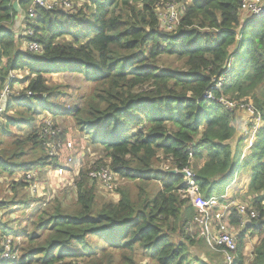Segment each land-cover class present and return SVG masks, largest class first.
Masks as SVG:
<instances>
[{
	"label": "trees",
	"instance_id": "trees-1",
	"mask_svg": "<svg viewBox=\"0 0 264 264\" xmlns=\"http://www.w3.org/2000/svg\"><path fill=\"white\" fill-rule=\"evenodd\" d=\"M84 1L75 13L38 8L28 25L33 34L21 36L14 24L31 1L0 0V91L7 84L11 90L0 117V178L23 173L14 186L29 193L37 178L30 181L27 173L59 166L44 152L48 138L41 116L70 117L105 151L118 178L137 183V193L121 188L118 202L98 206L88 170L76 183L73 211L43 210L30 194L0 202L3 215L29 208L39 214L34 232L18 231L0 217V255L10 237L11 252L17 253L0 264H109L117 252L136 264V251L155 264H225L218 252L222 260L209 262L190 253L196 240L187 230L197 212L186 195V177L171 171L191 169L201 193L213 197L244 168L252 173L248 192L259 214L245 230L260 238L247 259L245 234L238 236L235 264H264V14L243 13V0H180L179 23L167 32L157 8L170 0ZM26 42H38L42 52L24 49ZM163 58L181 67H161ZM23 71L22 80H10L12 72ZM55 75L94 84L91 103L62 105L64 92L48 80ZM222 78L216 99L252 101L263 121L243 163L251 134L243 136L233 125L238 111L205 97ZM161 157L170 168L157 167ZM152 182L161 188L151 196ZM231 223L239 224L235 215ZM176 235L187 242L174 240ZM12 236L28 247L20 252Z\"/></svg>",
	"mask_w": 264,
	"mask_h": 264
},
{
	"label": "rangeland",
	"instance_id": "rangeland-1",
	"mask_svg": "<svg viewBox=\"0 0 264 264\" xmlns=\"http://www.w3.org/2000/svg\"><path fill=\"white\" fill-rule=\"evenodd\" d=\"M72 1L74 2V4H76L78 8L77 10L83 8L86 3L84 0ZM182 2L183 1L180 0H170L169 2L164 1L160 3L159 7L157 8V11L160 14V16L158 15V17L160 22L162 23L161 29L163 31L173 32L176 29L180 19L179 15L181 12ZM28 28L30 27L24 25L20 27H14L16 32L21 36H25V33L27 32ZM159 64V66L161 67H181V63L177 62L175 59L172 58H163ZM26 74L27 72L23 71L16 72L14 75L16 77V80H22ZM48 80L52 88L57 86L59 88V91L61 90L62 92H64L63 97L60 100L61 104L65 107H70L73 105H83L87 107L88 104L91 103L90 98L93 97L94 84H89L84 79H79L66 75H55L52 78L49 77ZM17 86L19 87L17 88L19 89V91L23 89V85L17 84L16 87ZM4 89L0 91V96L1 94H3ZM96 94L97 92L94 93V95ZM249 103H252V101H249ZM101 105L105 107L106 103L101 102ZM13 115L14 113L12 114V116ZM45 116H41L40 119L44 120L45 118H49L51 121L54 120L49 115ZM53 124L57 126L56 136L50 139L48 138L51 143V146H45L44 152H46L47 150V156L52 158V161L54 163L57 162L59 165H65L67 160L72 158L74 160V166L68 169L69 172L67 173L65 179H63V184L59 183V179L55 177V173L51 172L50 167H55V165L46 167L45 169L36 170L35 176L37 177V180L39 181V184L42 187L40 191L43 193V195L31 198L32 200H40L42 205L41 207L43 208V210L51 211L53 208L59 206L64 210L73 211L77 207L74 201L77 197L75 189H77L76 183L78 181L79 176L82 174V172H87L88 170L96 166L109 165V160L106 157L105 151L101 147H97L91 144V142L85 138V136L80 132L79 128L77 127L75 121L72 118L67 117L64 119H58L56 121L54 120ZM12 132L17 133L15 129H12ZM67 144H71L73 149L70 150L67 147ZM245 157L243 158L245 159ZM163 159V157L160 158L157 167L160 169H162L163 167L170 168V164L168 162L163 161ZM237 159H239L238 156L236 157V160ZM243 162L244 160L241 161V163ZM189 170L192 171L191 169ZM23 175V173H19L16 176L12 177L7 174H2L0 178V202L5 203L10 202L13 199H21L29 194L28 188L24 189L19 186H14L16 182H20ZM30 177H33V175H31ZM68 182H70L71 185H67ZM89 185L93 187L95 191V202L98 206H101L102 204L110 201L118 202L120 199L119 189L121 188L128 189L134 196H136L137 193L136 182L125 181L121 178H118L114 190H108L105 186L91 182V180L89 182ZM45 187L46 189L43 190V188ZM160 188V184H158L157 182H152L147 185V191L151 196L154 195ZM234 199L252 208L253 202L251 196L249 195V192L247 193L242 189L239 193L235 194ZM13 212V214L7 213L3 215V211H0V217L2 216L4 221L11 224L14 228H18V231H21L22 229L30 232L35 231L38 222L36 224H34V222L38 220L39 214L36 213L34 215L32 208ZM230 227L233 233L237 236V242L238 236L241 233L245 234L246 246L244 256L250 259L251 254L253 253V249L256 246V240L260 238V234H254V232L251 233L250 231L248 232L245 230L244 227L240 226V224H231ZM188 234H190V236L196 240L195 245L189 247V251L194 258H199L204 262H209V260H222L221 256L218 254L219 252L217 253V251L212 250L211 248L206 246L207 244L205 245L204 242L199 241L197 239L195 231H189ZM12 239L14 240V245L19 247L20 252L28 247V241H22V239L19 241L14 239L13 236ZM174 240L187 242L184 237L177 235L176 237H174ZM20 252L19 255H21ZM100 256L101 255H99L98 257ZM135 261L136 264H155L149 259H145L143 256H141V253L139 251H136L135 253ZM87 262L88 261L85 260L83 264H87ZM109 264L128 263L123 260L122 254L120 252H117L115 253V256L111 258Z\"/></svg>",
	"mask_w": 264,
	"mask_h": 264
},
{
	"label": "built area",
	"instance_id": "built-area-1",
	"mask_svg": "<svg viewBox=\"0 0 264 264\" xmlns=\"http://www.w3.org/2000/svg\"><path fill=\"white\" fill-rule=\"evenodd\" d=\"M31 5L23 15V25L28 26L37 17V9L45 8L46 10L61 9L69 13H75L77 11V6L72 0H30ZM241 10L243 13L261 16L264 14V0H243ZM33 32L30 28L27 29L25 35H32ZM25 49L33 53H41L42 46L38 42H26ZM16 72H12L10 75V80L14 81L16 79ZM226 82L225 78H222L215 82V85L205 94L208 100H217L222 105H224L230 111H241L249 115L251 119V136L246 141L245 153L240 156V162L245 160L243 157L247 156L249 149L253 146L255 141L256 132L262 126L263 121L261 114L252 103L249 101H230L224 97L216 99L214 91L221 90L223 84ZM4 92L0 96V117L6 112V103L8 96L11 93L9 84L4 87ZM44 123V134L47 138H53L56 136V129L53 122L48 118L43 120ZM45 146L50 147L51 143L47 140ZM67 147L72 150V145L67 144ZM244 155V156H243ZM54 156V155H51ZM74 160L72 158L68 159L65 165H59L55 167L54 170L51 169L52 173H55V177L59 179V183L63 184V179L67 176L69 172L68 169L74 166ZM187 174L186 181L188 189L186 195L189 197L192 206L196 209V216L188 227L189 231H195L197 239H203L207 246L212 250L219 252L224 259L225 264H235L238 259V242L237 236L231 230V221L233 216L239 220L240 226L245 228L247 221L256 220L259 214L254 209L244 205L234 199L232 195H229V191L225 192L220 196L205 197L201 191L200 187L194 179V173L189 169L184 170ZM33 175V177H30ZM89 178L91 182L101 184L105 186L108 190H114L116 187V182L118 180L117 174H115L110 167L99 166L91 168L89 171ZM28 180H33L37 178L35 176V171H31L26 174ZM68 182L67 185H69ZM59 185V184H58ZM41 185L39 181L32 183L29 188V194L31 197H36L43 195L40 191ZM43 188V190H45ZM226 189V188H225ZM228 190V189H227ZM11 238L7 239L2 246L4 252L0 255V262H6V260L16 259L17 253L12 254L11 252ZM252 255V254H251Z\"/></svg>",
	"mask_w": 264,
	"mask_h": 264
},
{
	"label": "crops",
	"instance_id": "crops-1",
	"mask_svg": "<svg viewBox=\"0 0 264 264\" xmlns=\"http://www.w3.org/2000/svg\"><path fill=\"white\" fill-rule=\"evenodd\" d=\"M22 19H23V15H20V17L15 22L14 27L22 26L23 25ZM17 88H19V87L17 86ZM233 125L237 128V130L239 132H242L244 134L243 136H247V135L251 134V127H250L251 126V119H250L249 115L245 112H241V111L236 112L235 118L233 121ZM244 153H245V151H244ZM251 177H252V173H251L250 169L244 168L242 173H238V175L236 176L233 183H231L229 186H227L226 189L222 193H220L216 196L223 195L225 192L229 191V195H232L234 197L235 194L239 193L242 189L248 193V186H249ZM248 223L249 222L247 221V224Z\"/></svg>",
	"mask_w": 264,
	"mask_h": 264
},
{
	"label": "water",
	"instance_id": "water-1",
	"mask_svg": "<svg viewBox=\"0 0 264 264\" xmlns=\"http://www.w3.org/2000/svg\"><path fill=\"white\" fill-rule=\"evenodd\" d=\"M14 7H15V9H16L18 12L20 11V9H19V5H18L17 2L14 4ZM171 173H173V174H178V173H179V174H181L183 177H186V176H187V174H186L185 171L178 172L177 170H172Z\"/></svg>",
	"mask_w": 264,
	"mask_h": 264
}]
</instances>
